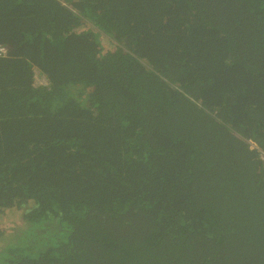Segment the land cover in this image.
I'll return each mask as SVG.
<instances>
[{
    "label": "trees",
    "instance_id": "obj_1",
    "mask_svg": "<svg viewBox=\"0 0 264 264\" xmlns=\"http://www.w3.org/2000/svg\"><path fill=\"white\" fill-rule=\"evenodd\" d=\"M0 44V264H264V0H0Z\"/></svg>",
    "mask_w": 264,
    "mask_h": 264
},
{
    "label": "built area",
    "instance_id": "obj_2",
    "mask_svg": "<svg viewBox=\"0 0 264 264\" xmlns=\"http://www.w3.org/2000/svg\"><path fill=\"white\" fill-rule=\"evenodd\" d=\"M7 47L5 46V45H3V44H0V56H4V55H6L7 54ZM39 75H41V78L42 79H46V77L43 75V74H41L39 71H36V75H35V83H36V79L39 77ZM48 81H47V79H46V82H41V84H46ZM37 84V83H36ZM38 85H40V83H38ZM252 146H255V147H258L256 144H252ZM260 154H261V158H262V160L264 161V151L262 150V149H260Z\"/></svg>",
    "mask_w": 264,
    "mask_h": 264
},
{
    "label": "rangeland",
    "instance_id": "obj_3",
    "mask_svg": "<svg viewBox=\"0 0 264 264\" xmlns=\"http://www.w3.org/2000/svg\"><path fill=\"white\" fill-rule=\"evenodd\" d=\"M103 45L106 47V46H107V43H106V42H103ZM43 81L46 82V79H42V78H41V75H39V77L36 79V83H37V85H38V83L41 84V82H43ZM6 219H9L10 221H14V220H13V217L10 218V217L8 216V217H6ZM9 220H8V222H10ZM10 223H12V222H10Z\"/></svg>",
    "mask_w": 264,
    "mask_h": 264
}]
</instances>
